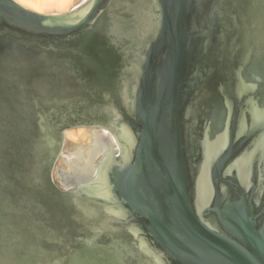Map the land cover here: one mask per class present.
<instances>
[{
	"label": "water",
	"instance_id": "water-1",
	"mask_svg": "<svg viewBox=\"0 0 264 264\" xmlns=\"http://www.w3.org/2000/svg\"><path fill=\"white\" fill-rule=\"evenodd\" d=\"M0 264H264V0H0Z\"/></svg>",
	"mask_w": 264,
	"mask_h": 264
},
{
	"label": "bare ground",
	"instance_id": "bare-ground-1",
	"mask_svg": "<svg viewBox=\"0 0 264 264\" xmlns=\"http://www.w3.org/2000/svg\"><path fill=\"white\" fill-rule=\"evenodd\" d=\"M12 1H14L17 5L21 6L26 10L41 15H45L47 12H52V11L58 14H65L74 2V0H12ZM66 136L67 138L75 139V134L72 133V131L67 132ZM93 142H94V137H93ZM92 150H93V144H91L88 153L89 151Z\"/></svg>",
	"mask_w": 264,
	"mask_h": 264
},
{
	"label": "rangeland",
	"instance_id": "rangeland-1",
	"mask_svg": "<svg viewBox=\"0 0 264 264\" xmlns=\"http://www.w3.org/2000/svg\"><path fill=\"white\" fill-rule=\"evenodd\" d=\"M79 1L80 0H74L73 4L70 6V8L68 9L67 12H69L70 10L75 8V6L79 3ZM48 13L49 14H58V13L52 11V12H47L45 15H48ZM72 133L75 134V139H70V138H67V136H66L63 154H67L68 152H77V151H82L84 153H88V150L91 147V144L93 142V138L91 137L92 135H91L90 131L87 129H78V130H73ZM78 134H80V135H78ZM56 167L59 168L60 170H62L63 172L69 171L62 156L58 160ZM54 182H58V177L56 176L55 173H54Z\"/></svg>",
	"mask_w": 264,
	"mask_h": 264
}]
</instances>
